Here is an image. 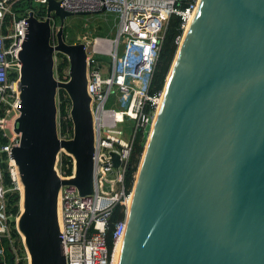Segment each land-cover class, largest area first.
<instances>
[{
    "label": "water",
    "instance_id": "1",
    "mask_svg": "<svg viewBox=\"0 0 264 264\" xmlns=\"http://www.w3.org/2000/svg\"><path fill=\"white\" fill-rule=\"evenodd\" d=\"M71 15L47 0L44 20L29 14L19 52V142L11 157L30 264H66L60 187L93 193L87 54L84 43L64 40ZM55 52L68 59L65 82L54 77ZM58 89L71 102V139L58 137ZM61 149L75 160L70 179L55 170ZM119 264H264V0H201L153 128Z\"/></svg>",
    "mask_w": 264,
    "mask_h": 264
},
{
    "label": "built area",
    "instance_id": "2",
    "mask_svg": "<svg viewBox=\"0 0 264 264\" xmlns=\"http://www.w3.org/2000/svg\"><path fill=\"white\" fill-rule=\"evenodd\" d=\"M56 1L73 14L99 13L103 7L104 11L118 14L113 39L95 38L91 45L83 42L93 126V193L80 196L76 187L62 185L57 198V219L66 264H112L115 243L125 236L127 229V205L134 182L126 191L124 177L134 139L140 133L145 147L163 94L165 84L155 92L152 78L166 25L171 15H178L184 27L196 1L185 8L181 7V0ZM15 4L19 5L14 8ZM46 4L47 0H0V264H30L24 238L17 228L21 210L18 215L13 214L4 178L6 174L10 185L19 189L18 169L11 157V149L19 142V134L14 130L19 115V52L29 14L44 20ZM55 16L53 13L50 16L52 44L59 24ZM53 58L56 66L57 60ZM61 63L59 68L66 71V76L59 81L65 82L69 78L68 59ZM61 104L65 114L59 116L61 134L58 130V137L71 139V102L66 92L59 98L58 108ZM63 151L67 157L56 159L55 170L61 179H70L74 177L75 160ZM116 207H120L123 216L111 227L110 218Z\"/></svg>",
    "mask_w": 264,
    "mask_h": 264
},
{
    "label": "rangeland",
    "instance_id": "3",
    "mask_svg": "<svg viewBox=\"0 0 264 264\" xmlns=\"http://www.w3.org/2000/svg\"><path fill=\"white\" fill-rule=\"evenodd\" d=\"M195 1H197V0H195ZM118 22H119L118 14L116 12H112V11H101L99 13H87V14H73V15L65 18L64 27H63V37L67 43L90 42V45H91L95 38L113 39L116 36ZM57 26H58V22H57ZM184 27H182V29H183L182 34L184 32ZM182 34L180 35L181 37H182ZM175 39L176 38L174 37V40ZM179 43H180V39H178L176 41V50L173 54L169 68H168L167 73L165 75L164 84L167 81L168 75L171 71L170 69L172 68V65L174 63L176 53H177L176 51L179 47ZM61 55H63V56H61ZM61 55H58V52H56L54 54L55 59L57 60V64H55L56 66H54L53 73H54V77L57 80H62V79H64L63 76H66V71L61 70L59 68V66L62 65L61 62L63 61V58L65 57L64 54L61 53ZM165 57L166 56H164V59H165ZM163 65H164V62H163V60H161L158 63V67L161 68ZM68 67H69V64H68ZM65 69H67V65H66ZM166 84H167V82H166ZM58 91H59V89L56 92L55 101H56V107H57V114H56L57 133L59 130V135H60L61 134L60 125H59L60 113H59V108H58V102H59V98H61L63 96L65 91L63 90L64 92L62 93V95H59ZM143 151H145L144 148H143ZM143 151L141 153L140 159L138 160L137 170H138V167H139L142 155H143ZM66 157H67V154L63 150H61L57 156V161H58V159L59 160H65ZM137 170H136V172H137ZM136 172L134 173V175H136ZM135 180L136 179L134 177V179H133L134 183H135ZM17 185L19 187V189H17V190L20 193L19 206H20V210H22L23 188H22L20 179H19V182ZM20 185H21L22 190L20 188ZM133 187H134V185H133ZM8 190H9L8 192H11L12 190H14L13 186L9 185ZM113 256H114V253L112 252V254H111L112 260L114 258Z\"/></svg>",
    "mask_w": 264,
    "mask_h": 264
},
{
    "label": "trees",
    "instance_id": "4",
    "mask_svg": "<svg viewBox=\"0 0 264 264\" xmlns=\"http://www.w3.org/2000/svg\"><path fill=\"white\" fill-rule=\"evenodd\" d=\"M194 1L195 0H181L180 5L182 8H185V7H188L189 4L193 3ZM18 5L19 4H15L14 8H16ZM181 23H182L181 18L178 15H171L167 22L163 40L161 43L160 52H159L158 59H157L156 68H155L154 75L152 78V90L155 92L160 90L163 86L165 75L169 68L173 54L176 50V41H175L176 39L174 40V37L176 38L178 35H181L183 31ZM58 55H61V53H58ZM164 56H166L165 59H164ZM161 60H163L164 65L160 68L158 67V63ZM63 62L64 63L67 62V59L65 57L63 58ZM58 92H59V95H62L64 91L59 89ZM59 111H60L59 112L60 116L65 114L62 104L59 106ZM62 124L63 122L61 121V125ZM143 145H144V140H142L141 134L138 133L134 139L133 151L130 156L129 166L125 173V177H124L125 186L127 188L126 191H128L132 186L133 179H134V173L136 172L137 166H138V160L140 159L141 153L143 151ZM4 180H5V184L9 186L10 185L9 179L6 176V174H5ZM7 200L11 204V210L13 214L18 215L20 211L19 191L16 188H14V190H12L11 192H7ZM122 216H123V211L120 209V207H116V209L114 210L110 218L111 227H112V224L116 220L120 219ZM108 241H109V246L111 247L112 242L109 237H108Z\"/></svg>",
    "mask_w": 264,
    "mask_h": 264
},
{
    "label": "bare ground",
    "instance_id": "5",
    "mask_svg": "<svg viewBox=\"0 0 264 264\" xmlns=\"http://www.w3.org/2000/svg\"><path fill=\"white\" fill-rule=\"evenodd\" d=\"M201 0H197L196 1V4H195V7L194 9L192 10V12H189L188 13V17H187V21H186V24H185V27H184V32L182 34V37L180 38V43H179V47L177 49V53H176V57H175V60H174V63L172 65V68L170 69V73L168 75V78H167V84L165 82V86H164V89H163V94H162V97H161V101H160V104H159V107H158V110H157V113H156V116H155V119L153 121V124H152V128H151V131L149 133V136H148V139H147V142H146V145L144 147L145 151H143V155H142V158H141V161H140V164H139V167H138V170L136 172V175H135V183H134V187L132 189V192H131V195L128 199V205H127V208H128V214H130V210H131V206H132V202H133V197H134V193H135V190H136V186H137V182H138V179H139V176H140V173H141V169H142V166H143V162H144V159H145V156H146V152H147V149H148V146H149V142H150V139H151V136H152V132H153V128H154V125H155V122H156V119L158 117V114L160 112V108H161V104H162V101H163V97H164V94H165V91H166V88L168 86V83H169V80L171 78V75L173 73V70H174V67H175V64H176V61L178 59V56H179V53H180V50H181V47H182V44H183V41L185 39V36L187 34V31L191 25V22L195 16V13L199 7V4H200ZM19 181V180H18ZM22 185V184H21ZM21 185H20V188H21ZM22 190V188H21ZM125 237V236H124ZM124 237L119 239L116 243H115V246H114V250H113V253H114V258H113V261H112V264H119L120 262V257H121V252H122V247H123V242H124Z\"/></svg>",
    "mask_w": 264,
    "mask_h": 264
}]
</instances>
